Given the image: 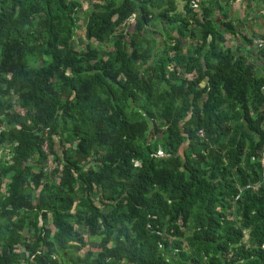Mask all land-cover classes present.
I'll return each mask as SVG.
<instances>
[{"label": "trees", "instance_id": "trees-1", "mask_svg": "<svg viewBox=\"0 0 264 264\" xmlns=\"http://www.w3.org/2000/svg\"><path fill=\"white\" fill-rule=\"evenodd\" d=\"M181 1L0 0V264H264V35Z\"/></svg>", "mask_w": 264, "mask_h": 264}, {"label": "rangeland", "instance_id": "rangeland-1", "mask_svg": "<svg viewBox=\"0 0 264 264\" xmlns=\"http://www.w3.org/2000/svg\"><path fill=\"white\" fill-rule=\"evenodd\" d=\"M177 4H178V11L180 13H182L183 12V7H184V3L181 0H177ZM228 8H230V10H227L226 13L228 12V17L229 18L232 17V19H233V21H234V23L236 25H239V22L243 21L244 17H246V14L248 12L247 9H246V5L243 6L242 3H240V2H236V3L232 4V5H230ZM84 9H86L85 5H84ZM261 10H263V7L261 8ZM262 15L264 16V13ZM250 20H251V18H248V21L246 22V26H243V25L239 26V29L244 30L243 31V35H248L249 31H253L254 33H252V34L264 35V27L263 28L261 27V26H263L262 23H264L263 22L264 20H263L262 16L261 17H256V19L253 20V21H250ZM131 22L133 23V21H131ZM247 23H248V25H247ZM130 27H131V25L129 24V27L127 28L129 32L131 31ZM158 38H159L160 41L162 40L161 36H158ZM228 40H229L230 43H233V40H231V38H229ZM229 42L226 43V45H225L226 47H228L230 45ZM235 42H237V38L235 39ZM254 45H255V47L258 46L257 40H255ZM233 46L234 45H232V47ZM185 47L188 49V48H190L192 46L191 45H187L185 43ZM259 48H261V47H259ZM234 49H235V47H234ZM146 115H147L146 113L143 114L144 117H147ZM148 117L153 121V126L151 128V131L148 133V135L151 136V135H153L152 131L156 129V127H155L156 122H155L154 118H152L151 116H148ZM138 122H140L141 125H143L146 128L145 132L149 128V123H151L150 120H148L149 123L148 122L145 123L143 119L139 120ZM146 140H147V136H142L141 139H140V142L143 143ZM57 149H58V147H57ZM8 151H9V148L6 147V148H4V151L0 152V155H1L0 156L1 157L0 164H2L1 161H3V157H4L3 153L8 152ZM159 155L161 156V155H163V153L160 152ZM51 166H52V164H48L46 167H47V169L50 170ZM84 238H86V241H87V246L85 247L84 250H92V251L99 250V249L95 248V244L97 242V238L88 237V236H86V237L84 236Z\"/></svg>", "mask_w": 264, "mask_h": 264}, {"label": "built area", "instance_id": "built-area-1", "mask_svg": "<svg viewBox=\"0 0 264 264\" xmlns=\"http://www.w3.org/2000/svg\"><path fill=\"white\" fill-rule=\"evenodd\" d=\"M243 1L244 0H237V2H240V3H242V5H243ZM193 8L195 9V10H197V6L196 5H193ZM257 43H258V46L259 47H262L264 44H263V42L259 39V40H257ZM201 135H203V133H201Z\"/></svg>", "mask_w": 264, "mask_h": 264}, {"label": "crops", "instance_id": "crops-1", "mask_svg": "<svg viewBox=\"0 0 264 264\" xmlns=\"http://www.w3.org/2000/svg\"><path fill=\"white\" fill-rule=\"evenodd\" d=\"M244 9H245V8H244ZM261 11H264V7H263V10H261ZM235 13H236V12H235ZM263 13H264V12H263ZM263 13H262V14H263ZM262 14H261V16H263ZM246 15H247V18H246V22H247V21H248V18H251V17L248 16V12H247ZM244 19H245V17H244ZM251 20H252V19H251ZM247 25H248V23H247ZM262 25H263V26H261V27L263 28V27H264V23H262ZM245 26H246V25H245ZM249 32H250V33H254L253 31H249Z\"/></svg>", "mask_w": 264, "mask_h": 264}, {"label": "clouds", "instance_id": "clouds-1", "mask_svg": "<svg viewBox=\"0 0 264 264\" xmlns=\"http://www.w3.org/2000/svg\"><path fill=\"white\" fill-rule=\"evenodd\" d=\"M47 149V147H45Z\"/></svg>", "mask_w": 264, "mask_h": 264}]
</instances>
